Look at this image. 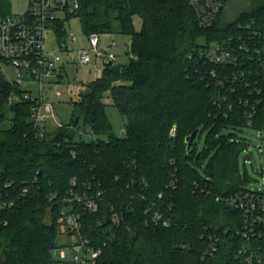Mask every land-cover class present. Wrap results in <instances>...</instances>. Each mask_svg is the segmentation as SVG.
I'll return each mask as SVG.
<instances>
[{"label": "trees", "instance_id": "trees-1", "mask_svg": "<svg viewBox=\"0 0 264 264\" xmlns=\"http://www.w3.org/2000/svg\"><path fill=\"white\" fill-rule=\"evenodd\" d=\"M226 1L216 23L200 28L188 0H79L73 16L83 33L128 35L129 61H106L101 75L71 101L70 121L42 138L29 118L35 101L24 99L0 68V196L26 189L15 205L0 208V264L53 263L51 250L61 242V198L72 179L75 187L84 183L99 192L96 211L77 206L82 232L101 248L95 264H246L236 257L244 241L231 233L240 226V213L223 199L247 183L238 163L246 143L222 133L244 122L214 117L216 89L200 78L190 56L238 19L264 9V0H245L241 13L227 18ZM9 14V0H0V15ZM55 30L61 41L63 21ZM64 72L62 67L58 81ZM106 95L125 120L122 136L112 130ZM81 125L92 134L89 140L80 136ZM204 130L205 146L198 150L195 139ZM110 208L118 216L112 224L106 220ZM211 232L219 244L209 256L204 252Z\"/></svg>", "mask_w": 264, "mask_h": 264}, {"label": "built area", "instance_id": "built-area-1", "mask_svg": "<svg viewBox=\"0 0 264 264\" xmlns=\"http://www.w3.org/2000/svg\"><path fill=\"white\" fill-rule=\"evenodd\" d=\"M188 3L200 28L213 26L224 6L223 0H188ZM79 5V0H29L24 14L0 15V65L3 63L12 67L14 79L10 83L22 90L24 99L35 101L29 118L40 138L46 135L45 122L52 115L50 105L42 97L43 81L57 77L66 63L58 53L46 49L45 36L50 29L56 31V22L63 21L65 26L66 20L78 11ZM87 38L88 47L77 49L73 54L78 64H89L92 54L106 61L114 59L111 52L99 48L97 33H91ZM61 46L64 48L65 44ZM66 54L71 56L69 52ZM190 56L199 67L200 78L216 89L214 117L240 118L244 122L243 127L256 129L264 141V123L256 127L258 121H264L261 115L264 112V9L238 19L229 26L223 37L194 49ZM67 62L71 61L68 59ZM101 71H97L96 77L101 75ZM30 82L37 84L38 98H32L28 86ZM55 94L59 95L60 92L57 90ZM11 95L14 99L19 98L14 93ZM171 135H174V128ZM257 150L260 153L264 151L262 146ZM259 171L261 183L264 184V165ZM10 185L11 182H6L4 188ZM75 186V179H72L71 187L61 198V242H57L51 253L61 264H95L101 248L91 235L82 232L81 213L77 206L89 212L96 211L99 192L92 193L90 186L84 183ZM23 191L26 192V189H22L18 196L5 192L0 196V208L15 205L23 197ZM55 196L53 193L49 200ZM223 199L241 216L240 226L231 229L234 236L244 241L236 250V257L242 258L246 264H264V192L243 187ZM109 211L106 220L112 224L118 220V216L111 208ZM152 218L158 220L160 214H153ZM163 224L168 223L164 221ZM223 231L230 229L226 227ZM218 244L219 236L215 232L209 233L205 255H214Z\"/></svg>", "mask_w": 264, "mask_h": 264}, {"label": "rangeland", "instance_id": "rangeland-1", "mask_svg": "<svg viewBox=\"0 0 264 264\" xmlns=\"http://www.w3.org/2000/svg\"><path fill=\"white\" fill-rule=\"evenodd\" d=\"M245 0H227L225 5L224 15L227 18H234L241 8ZM10 2V14L20 15L24 14L29 6V0H9ZM239 7V8H238ZM134 26L136 29L140 28V18L134 16ZM113 25L117 28V21L114 20ZM66 35L62 37L61 43L56 37V33L53 30H48L45 36L46 49L52 50L58 53L66 63H64V73L62 80L58 81L56 77L52 79H45L42 86V97L51 107V113L45 122L46 131L51 132L59 125L67 124L71 119L72 105L71 101L77 98L79 92H84L86 84L94 79L98 70H102L104 67L105 59H98L92 54V60L89 64H78L74 59V53L77 49L82 47H88V38L81 28L80 20L77 16H71L66 20L65 24ZM73 36V38L71 37ZM99 48L107 53L111 52L115 57L112 60L115 65H125L129 61L128 43L129 37L125 34L103 33L99 34ZM65 44L63 48L61 44ZM114 43V45H112ZM66 52L71 53L69 55ZM71 62H67V60ZM0 68L7 81L14 79V73L11 66L1 63ZM30 87L32 98L39 97L38 86L34 82L28 84ZM59 91L60 94L56 95L55 92ZM105 112L109 118L113 132L117 136L124 135V123L125 120L120 116L117 109L113 106L108 95L104 97ZM222 133H233L237 138H243L246 143V147L238 160L239 167L243 178L247 181L245 187L253 191L264 192V184L261 183L262 175L260 174L261 165H264V151L258 152L257 148L262 146L264 149V141L257 130L254 128H246L238 126L237 128H228L222 131ZM207 131L199 133L195 139L197 143V149L202 150L205 146ZM80 136L89 140L92 134L87 127H80ZM245 154H251L249 160L243 161L242 157ZM208 162L206 160L205 164ZM199 173L205 175L204 169L198 168ZM52 264H61L57 257H53Z\"/></svg>", "mask_w": 264, "mask_h": 264}, {"label": "water", "instance_id": "water-1", "mask_svg": "<svg viewBox=\"0 0 264 264\" xmlns=\"http://www.w3.org/2000/svg\"><path fill=\"white\" fill-rule=\"evenodd\" d=\"M107 64L113 66V61H112V60H108V61H107ZM25 76H26V78H27V75H25ZM77 122H78V117H75V118H74V122H73V124L76 125ZM196 132H197V130H194L190 135H188V136L186 137V139H185L186 142L189 143V142L193 139V137L195 136ZM247 159H250V155H249V154H245V155H243L242 160H243V161H246Z\"/></svg>", "mask_w": 264, "mask_h": 264}]
</instances>
